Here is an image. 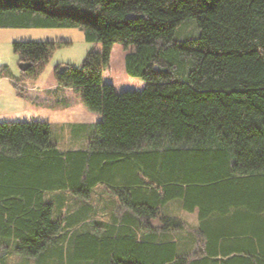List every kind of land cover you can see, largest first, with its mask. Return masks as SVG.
Wrapping results in <instances>:
<instances>
[{"label": "trees", "instance_id": "1", "mask_svg": "<svg viewBox=\"0 0 264 264\" xmlns=\"http://www.w3.org/2000/svg\"><path fill=\"white\" fill-rule=\"evenodd\" d=\"M188 18L201 34L176 39ZM10 26H82L100 41L82 65L55 67L54 91H81L103 117L77 127L91 128L86 146L65 151L49 122L0 121V246L37 264H264V0H0ZM117 43L133 46L124 65L141 89L105 80ZM57 44L14 41L25 76ZM98 184L123 215L62 213L66 193L86 199ZM171 202L198 214L196 255L175 240L184 226Z\"/></svg>", "mask_w": 264, "mask_h": 264}, {"label": "rangeland", "instance_id": "2", "mask_svg": "<svg viewBox=\"0 0 264 264\" xmlns=\"http://www.w3.org/2000/svg\"><path fill=\"white\" fill-rule=\"evenodd\" d=\"M200 34L201 30L196 19L188 18L178 26L175 38L186 40ZM26 40L58 42L48 62L34 78L25 76L20 67L19 54L13 47L14 41ZM91 49L101 50L102 43L100 41H87L82 26L0 27V121H46L51 125L52 141L62 151L86 146L91 128L85 131H83L85 128H82L78 131L79 128L77 127L82 123L89 125L97 123L102 119V114L90 111L85 106L83 93L79 90H66V88L58 91L44 88L40 90V86L57 84L54 77L55 67L59 64L80 66ZM132 50L133 46L125 50L122 44H115L110 66L104 73V78L108 82L112 81L118 91L124 88L137 89L136 83L132 82L135 78L127 74L124 65L125 54ZM14 83L22 85L28 92L29 98L25 99L18 96ZM37 83L38 85H36ZM36 86L38 87L35 88ZM81 131L86 135L78 140ZM57 193L46 192L45 197L47 200H54V195ZM114 194L104 184L96 185L86 199H80L66 193L68 200L66 205H63L62 213L69 212V209L74 207L86 206L92 210L89 216L90 221L100 224L109 223L114 216L121 215L125 211L116 202ZM171 204L173 205L171 206ZM171 204H169L171 209L167 213L177 216V219L183 223L181 216L188 228L193 229L190 232H197L198 230H195L199 224L197 212L182 211L177 203L171 202ZM197 242L192 255L200 252V242ZM0 264H37V259L18 256L10 251L9 247L2 245L0 246Z\"/></svg>", "mask_w": 264, "mask_h": 264}, {"label": "crops", "instance_id": "3", "mask_svg": "<svg viewBox=\"0 0 264 264\" xmlns=\"http://www.w3.org/2000/svg\"><path fill=\"white\" fill-rule=\"evenodd\" d=\"M105 80H106V78H105ZM133 80L134 81H132V82L133 83H136L137 89H141L145 85V82L142 81V80H139V79H136V78L133 79ZM111 83H113V82L111 81ZM36 85H38V83ZM57 86L58 85L56 83H52L50 85H44L43 84L42 86H40V90H42L43 88L46 89V90L55 89ZM37 87L38 86H36L35 88H37ZM65 88H66V90H72V89H74L73 87H65ZM61 90H64V88L61 89ZM105 187H107L108 190L112 191L111 188H109L108 186H105ZM115 198H116V196H115ZM116 201H117V198H116ZM180 210L185 211V210H183L181 208H180ZM186 212H188V211H186ZM172 216H174V215H172ZM175 217H177V216H175ZM180 218L182 219V221H183V223H184L185 226L183 225L184 228H182L180 230H176V231L173 232L174 233L175 240H177V242L179 243L180 248L182 250H185V251H189L190 250V252L192 253V252L195 251L194 249L196 247L195 246L196 243H198L197 241H194L193 236H194V234L195 235H198V233H199V230H200V220L198 221L199 222L198 226L195 228V230H198V231L193 233V232H190V230H193V229L192 228H188L187 223L185 222V220L181 216H180ZM199 250H200V248H199Z\"/></svg>", "mask_w": 264, "mask_h": 264}, {"label": "water", "instance_id": "4", "mask_svg": "<svg viewBox=\"0 0 264 264\" xmlns=\"http://www.w3.org/2000/svg\"><path fill=\"white\" fill-rule=\"evenodd\" d=\"M130 17L135 18L138 17L137 15L131 14ZM30 64L26 63V62H21L20 63V67L22 70H25Z\"/></svg>", "mask_w": 264, "mask_h": 264}]
</instances>
